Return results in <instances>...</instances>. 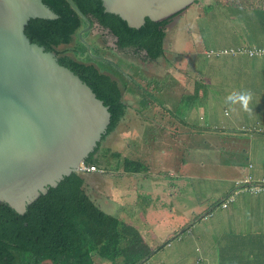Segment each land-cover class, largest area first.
Listing matches in <instances>:
<instances>
[{
    "label": "rangeland",
    "instance_id": "obj_1",
    "mask_svg": "<svg viewBox=\"0 0 264 264\" xmlns=\"http://www.w3.org/2000/svg\"><path fill=\"white\" fill-rule=\"evenodd\" d=\"M198 1H195L180 15L170 20L168 36L165 42L167 54L165 57H161L158 62H146L141 57L142 53L139 55L135 54L133 50L122 51L118 49L115 36L97 22L92 26L90 34L84 33L83 38L80 35L78 36V39L80 38L83 42L82 44L75 38L72 44L59 47L60 50L67 48L68 52L75 56L73 49L77 47L79 50H84L83 44L86 45L84 40L87 41L90 44V48L86 46L87 52L82 53V57H79L87 59L86 61L88 62L93 61V63L98 64L106 71L118 75L120 77L118 81L121 84L127 85L129 83L127 85L129 86L128 93L124 99L132 113L133 109H136L138 101H140L142 108L150 110L152 107L148 113V117L152 119V122L157 121L158 123L166 124L173 121L178 128L187 131V133L173 132V136L169 137L168 128L164 127L160 133L162 140H157L158 143L152 140V144H166L167 142L172 147V155L170 157L160 155L157 152L159 149L150 150L151 138L149 132L141 133V137L136 138L133 143H131V138L127 140L122 138L121 144H117L116 147V150L123 154L146 161L148 168L149 165L152 166V169L161 168L165 176L163 179L167 180L164 184H155L150 182V179H152L150 176L148 179L142 177L140 179V183L143 184L142 189L140 185L129 182L122 187L125 194L123 200L128 210L125 212L117 210L119 216L126 218V221L128 218L130 222L134 223L147 239L149 246H154L159 240L161 243H159V246L167 248L166 251L163 250L157 255H153L145 264H158L159 261L164 260L174 262L177 256H181V249L170 245L171 241L169 239L165 241L168 237V229L171 226L176 227L180 223L176 222V219L171 218L166 222L161 219L148 217L151 216L152 212L138 210L139 207L143 206L160 208L162 204H160L158 197L168 198L171 194L173 195L169 188L168 193H165L166 183L171 184V179L169 177L166 179L169 173L167 170L184 172L176 180L175 191L180 196H185L186 200H190V202L186 201L187 206L185 208L191 214H194L195 211L200 210L202 206L206 207L207 204L198 203V201L204 200L207 202L208 198H210L209 205L216 202V199L221 201L224 193H218L214 198L211 196H213L214 192L217 193L223 190L230 181L233 183L242 175L243 167L247 165L249 154L253 149L255 150L261 145L263 141L262 138H255L252 129H244L242 125H249L250 119H253V117L264 116V100L260 103H254L253 106H257V109L254 108V113L249 114L250 116L246 117L245 121L242 120V123L230 120L223 123L224 125L221 124L222 126L220 125L216 130H210L211 124L208 119L204 120L201 126L196 124L191 116L187 104L188 94L191 91L187 87L189 86L190 88V85L196 82L202 84L214 82L216 88L210 90L212 97H215L216 101L220 100L219 102L224 103L225 94L230 91L228 87L232 84L230 80L226 81V76L229 75L226 73L230 68L237 67V64L232 62L229 57L224 56L240 57L241 55H246L244 52H239V49H249V45H253L259 40H264V26L261 25L264 19L259 17V12L256 9L249 10L248 17L247 12H245L244 19H240L243 16V11L240 9L230 10L223 6L217 8L214 12L206 14L203 11V7L208 3L214 4L216 0H200L201 2L197 3ZM225 1L227 0H223V2ZM223 11L224 14L222 15ZM213 13H217V16H214ZM216 17H219L217 21L207 22ZM229 18L232 19L229 20ZM221 27L225 34L234 35L236 42L243 44L219 50L207 49L209 45L215 47V38L220 36ZM245 40H247L248 44H245ZM232 50L239 53L235 54ZM224 51H229V54L220 56ZM205 54L210 58H206ZM98 55H104L105 59L112 63L114 62L117 67H112L103 62L98 58ZM198 57H201L204 62H198ZM121 72L127 74L129 78ZM232 77L234 75H231L230 79ZM182 98H185V101ZM164 107L172 110L167 112ZM180 109H183V112H180ZM182 113H185V115ZM199 127L204 131V136L197 135V133H189L191 128L196 129ZM180 148H188L185 155L187 161L185 165L177 166L175 162ZM95 172L98 173V171ZM98 177L119 179L117 174ZM185 177L192 179L190 180L191 185L189 188L184 186ZM201 178L208 180L200 181ZM151 190L152 192H150ZM92 194H94V191H92ZM215 208H219V205H215ZM106 212L110 213L111 211L106 210ZM203 226L199 224V227ZM185 231L186 226L181 227L170 239H174ZM99 260L102 262V259L97 256L96 261L98 263ZM104 264H108V262Z\"/></svg>",
    "mask_w": 264,
    "mask_h": 264
},
{
    "label": "trees",
    "instance_id": "obj_2",
    "mask_svg": "<svg viewBox=\"0 0 264 264\" xmlns=\"http://www.w3.org/2000/svg\"><path fill=\"white\" fill-rule=\"evenodd\" d=\"M43 1L59 15V18L32 19L26 26V33L32 42L45 46L47 50L55 51L59 62L77 73L94 90L97 97L109 106L111 123L108 131L103 136L99 147L85 162L95 165L101 175H118L117 171L108 168L112 166V158H119L122 155L119 151H112L111 148L103 146V141L118 128L128 113L129 105L124 100V89H127L129 83L121 84L98 64L81 59L79 56L87 52L85 44H83L84 50H79L77 47L73 49L75 56H72L67 48L60 50L61 45H70L75 38L81 44L83 43L78 36L80 31L87 26V22L68 0ZM72 1L92 21V26L97 22L115 36L118 49L133 50L139 55L142 53L141 57L146 62H158L161 57L166 56L165 42L170 20L182 13L161 21L147 18L144 25L135 28L119 15L105 11L102 0ZM200 2L199 0L197 3ZM223 6L230 10H242L243 16L240 19H244L245 12L248 17L249 10L256 9L260 14L263 8L260 3H255V0H227L225 2L216 0L214 4H206L203 11L207 14ZM213 14L217 16V13ZM212 21H217V19ZM91 31L92 29L85 34H90ZM255 44L264 48V44L260 42H255ZM207 49H213V47L209 45ZM224 55L227 54L220 56ZM104 57V55H98L103 62L117 67L114 62ZM205 57L210 58L207 54ZM200 61L203 60L198 57V62ZM235 62L237 69L241 70V73L237 74L239 77L254 82L255 88L258 84H263V56L241 55ZM254 91L258 92L259 88ZM253 99L256 100L254 95ZM123 164H126L127 170H132V172H134L133 169L140 171L143 167H147L146 162L141 159L128 158ZM219 202L214 204L219 205ZM219 207L226 208L222 202ZM197 217L192 215L188 223L197 221ZM188 223L179 225L174 232L187 226ZM195 226L196 223H193L186 228L185 232L176 236L172 241L175 246L182 245L188 233L192 234L191 229ZM195 236L186 240V244L189 245ZM146 240L134 223L101 208L87 189L84 173L79 171L66 176L57 187H49L47 194H42L28 205L24 214L18 213L7 203H0V264H104L105 262L108 264H138L153 252L152 246H149ZM258 243L262 248L251 251L253 263L264 264V237L259 239ZM161 250L159 249L158 252ZM153 255L155 253L141 264H145ZM97 256L102 259V262L101 260L99 263L96 261ZM159 263L198 264V261L187 262L179 258L175 262L164 260Z\"/></svg>",
    "mask_w": 264,
    "mask_h": 264
},
{
    "label": "water",
    "instance_id": "obj_3",
    "mask_svg": "<svg viewBox=\"0 0 264 264\" xmlns=\"http://www.w3.org/2000/svg\"><path fill=\"white\" fill-rule=\"evenodd\" d=\"M68 1L87 22L79 33L83 38L92 21ZM195 1L102 0L105 11L135 28L147 18L178 15ZM36 18L59 15L43 0H0V203L20 214L77 172L111 123L109 106L94 90L55 51L32 42L26 26Z\"/></svg>",
    "mask_w": 264,
    "mask_h": 264
},
{
    "label": "crops",
    "instance_id": "obj_4",
    "mask_svg": "<svg viewBox=\"0 0 264 264\" xmlns=\"http://www.w3.org/2000/svg\"><path fill=\"white\" fill-rule=\"evenodd\" d=\"M255 3H260L262 5L263 8L259 14V17H262L264 19V0H255ZM218 18L219 17H216L214 19L216 20ZM231 19L232 18H229V20ZM212 20H209L208 22ZM261 25L264 26V21L261 23ZM220 32V36H217L215 38V47H213V49L217 50L218 48H231L232 46L235 47L243 44L237 43L236 37L234 35L225 34L222 27L220 28ZM235 32L237 31L235 30ZM245 41V44H248L247 40ZM258 42L264 44L263 39L259 40ZM249 46L258 45L253 44ZM224 57H229L235 64L236 62L234 60H237L238 58L233 57L232 55ZM229 71L226 73L229 74L226 76V81L230 80L232 84L229 85L228 89L230 91L226 93L225 96H227L233 90H251L253 95L256 97V100L254 101L253 99L250 107H252L253 109L256 108L257 106H253L254 103H260L264 100V82L263 84L260 83L261 85H257L256 88H259V91L257 92L254 91L256 89L253 85L254 82L243 79L237 75L241 73L240 69H237V67H233L230 68ZM234 74L235 76L230 79V76ZM113 76L118 80L120 78L116 74H113ZM190 86V88L189 86L187 87V89L191 91L188 94L189 97L187 98V104L191 116L195 120L196 124H200L202 126V122L208 119L209 123L211 124L210 130H216L220 127L221 124L225 122L233 120L242 123V120L245 121L247 119L246 117L250 116L249 113H246L243 110L239 109V106H236V112H232L230 113V115L225 116V112L228 111L229 106L226 105L225 102H219L220 100L216 101L215 97H212L210 90L216 88L214 82H209L208 84L196 82ZM128 87L127 89H124V97L128 93ZM201 91L203 92L201 93ZM182 100L185 101V98H182ZM165 101L168 102V100ZM151 109L146 110L142 108L140 101H138L136 109H133L135 112L133 111L132 113L130 109L128 110V113L126 114L124 120L120 123L118 128L111 132L105 138V140L103 141V146H105L106 148H111L112 151H117V144H121L122 138H126V140L128 138H131V143H133L136 138H138L139 136L141 137V133L149 132L151 138L150 150L159 149V151L157 152H159L160 155L170 157L172 155V147L168 145L167 142L166 144H152V140L156 143H158L157 140H162V135L160 133L161 131H163L164 127L168 128L169 137L173 136V132L187 133V131L185 129L178 128L177 124L173 121H170L166 124L158 123L157 121L152 122V119L148 117V113L151 111ZM165 110L167 112H170L172 109L166 108ZM180 112H183V109H180ZM252 113H254V111ZM182 114L185 115V113ZM242 127L247 130L252 129V133L255 135V138H262L263 141L261 145H259L255 150L253 149L249 154L247 165L243 167L242 175L233 183L232 181H230L223 190H220L217 193L214 192L213 196H211L214 198L218 193H224L221 201L215 198L216 202L220 201L219 203L221 204V202L224 201L229 195H235L234 202L230 203L226 208L219 207L214 209V203L216 202L212 203V205H209L210 203L208 202L211 200L210 198H208L207 202H205L204 200L198 201V203H207L206 207L202 206L200 210H197L194 214H191L190 211L185 208L187 206L186 201L190 202V200H186L185 196H180L175 191L176 180L184 172L167 170L169 173L167 174L166 179H168L169 177L171 179V184L166 183L165 193H168L169 188L173 195L171 194L168 198L158 197L160 204H162L160 208H148L144 206L138 208V210L152 212L151 216L148 217L161 219L166 222H168L169 218L174 220L176 219V222L180 223V225L188 223L189 219L192 218V215L198 216L197 221H199V223L194 220L190 222L191 224H186L192 225L193 223H196V226L191 229L192 234L188 233L187 238L184 239V243H182V245H176L178 249H181L182 253L181 256L176 257L175 261L181 258L183 259V261L187 262H196L197 260L198 264H248L253 263V253L251 251L254 249L262 248V246L259 245L258 241L259 239L264 237V226H262L264 225V191L259 193H251L250 191L245 189H238L236 184L239 180L244 179L243 177H245V175L247 174H251L255 178L264 177V116L253 117V119H250L249 125H242ZM189 133H197V135L204 136V131H202L201 127L196 129L191 128L189 130ZM187 149L188 148L179 149L175 165L182 166L186 164L187 159L185 155ZM121 155L122 157L112 158V166L108 168L109 170L117 171L118 175L120 176L119 179L106 177L99 178L98 176H104L99 172H89L84 174L86 178L87 189L92 198L97 201L101 208H103L104 210H109L111 211V214H116L118 216L119 214L117 213V210H120V212H125L128 210L127 205L123 200L125 194L122 190V187L126 186L127 182L140 185V188L142 189L143 184L140 183V179L142 177L148 179L150 176V178H152L150 179V182H154L155 184H164V182L167 181L163 179L165 176L162 172V169H152L151 165H149V168L143 167L142 170L140 169V171H136V169H133L134 172H132V170H127L128 168L125 167L126 164H123L126 159L140 158H134V156L126 155L123 153H121ZM190 180L192 179L188 177L184 178L185 188L190 187ZM207 180L208 179L206 178H201L200 181ZM92 191H94V194H92ZM150 192H152V190ZM123 219L126 220V218ZM183 220H185V222H183ZM127 221H129L128 218ZM199 224H202L204 226L199 227ZM178 226H171V228L168 229V237L165 241L169 239V241H171L170 243H172L170 245L172 246H175V244L172 242L173 239H170V237L174 233H176L174 232V230ZM193 235H196L194 240L189 245H187L186 240L192 239ZM196 239L198 241H196ZM159 243L160 242L158 240V243L152 246V254L155 253V255H157L159 253V249L165 251L167 250V248L164 246L158 247V245L161 244Z\"/></svg>",
    "mask_w": 264,
    "mask_h": 264
},
{
    "label": "built area",
    "instance_id": "obj_5",
    "mask_svg": "<svg viewBox=\"0 0 264 264\" xmlns=\"http://www.w3.org/2000/svg\"><path fill=\"white\" fill-rule=\"evenodd\" d=\"M235 54L239 52H244L249 55H258V56H263L264 57V48L263 47H258V46H250L249 49H239V52H235L232 50ZM221 54H229V51H224ZM220 54V55H221ZM79 170L81 172H89V171H98L97 167L95 165H90L86 162H82L79 165ZM239 187L245 190H248L252 193H259L264 191V177L263 178H255L252 175H247L245 178L238 183ZM235 200L234 195H230L228 200L224 203V206H227L229 202H233Z\"/></svg>",
    "mask_w": 264,
    "mask_h": 264
},
{
    "label": "clouds",
    "instance_id": "obj_6",
    "mask_svg": "<svg viewBox=\"0 0 264 264\" xmlns=\"http://www.w3.org/2000/svg\"><path fill=\"white\" fill-rule=\"evenodd\" d=\"M86 33V32H85ZM84 34V33H83ZM110 73V72H109ZM112 74V73H110ZM113 75V74H112ZM115 78V77H114ZM118 80V79H117ZM253 101V93L251 90H243V91H237V90H233L231 91L226 97H225V104L228 105V111L225 112V116L230 115V113L232 112H236L237 111V107L239 106V109L243 110L246 113L251 114L253 112V108L250 107V105L252 104ZM79 172H81L78 169ZM91 172V171H89ZM95 172V171H94ZM99 172V171H98ZM82 173H88V172H82ZM249 175V174H247ZM245 175V176H247ZM245 178V177H243ZM263 178V177H262ZM237 187H239L238 183H237ZM238 189H242V188H238ZM252 193V192H251ZM230 196V195H229ZM229 196L222 201V204L224 205V203L228 200ZM235 196V195H234ZM235 201V200H234ZM233 201V202H234ZM232 203L229 202L227 204V206ZM224 206V207H227ZM206 215V214H205ZM189 226V225H188ZM187 228V226H186Z\"/></svg>",
    "mask_w": 264,
    "mask_h": 264
}]
</instances>
